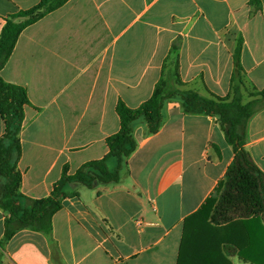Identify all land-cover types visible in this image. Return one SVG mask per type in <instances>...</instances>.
<instances>
[{"label": "crops", "instance_id": "obj_1", "mask_svg": "<svg viewBox=\"0 0 264 264\" xmlns=\"http://www.w3.org/2000/svg\"><path fill=\"white\" fill-rule=\"evenodd\" d=\"M39 2L0 0V39L11 15ZM239 41L245 83L262 91L264 0H69L28 26L0 72L32 103L20 133L22 195L46 198L66 166L73 175L104 158L121 127L118 102L138 108L172 70L182 89L231 94ZM162 114L153 135L135 122L138 146L120 183L65 186L51 238L22 229L3 243L0 209V264H256L240 253L264 245V225L217 226L210 209L199 214L235 158L219 122L185 113L179 99ZM4 132L0 114V139ZM245 148L264 170V108L249 121Z\"/></svg>", "mask_w": 264, "mask_h": 264}, {"label": "trees", "instance_id": "obj_2", "mask_svg": "<svg viewBox=\"0 0 264 264\" xmlns=\"http://www.w3.org/2000/svg\"><path fill=\"white\" fill-rule=\"evenodd\" d=\"M68 1L40 0L35 7L21 10L7 19L0 39V72L10 59L21 33ZM241 51L242 41H239L234 54L233 92L226 97L203 96L192 90L182 89L184 84L175 70L174 74L163 75L153 95L138 108H129L120 100L116 111L121 127L116 134L107 138L108 154L100 160L83 164L73 175L69 174L66 166L51 195L42 199L25 198L20 192V133L25 120V108L32 106V103L24 87L6 82L0 75V114L5 123V132L0 139V209L8 215L3 243L22 229L38 231L51 238L52 218L61 210L63 200L70 195L64 191L67 184L79 182L92 187L97 184L120 183L122 170L127 168L128 159L138 146L134 137L135 122L143 118L147 123L148 133L156 134L163 124L162 111L165 103L174 99L180 100L185 113L215 117L235 151L223 188L199 214H207L209 208L210 221L217 226L248 219L257 220L264 225V170L256 165L245 148L249 121L264 108V90L257 92V99L243 103L240 87L235 86L236 76L241 78L240 84H244ZM111 158L117 159L118 166L115 170L109 169L108 161ZM240 255L246 262L264 264V245L259 250L245 251Z\"/></svg>", "mask_w": 264, "mask_h": 264}, {"label": "rangeland", "instance_id": "obj_3", "mask_svg": "<svg viewBox=\"0 0 264 264\" xmlns=\"http://www.w3.org/2000/svg\"><path fill=\"white\" fill-rule=\"evenodd\" d=\"M21 20H25V19L21 18ZM174 72H175V70H172L171 73H168V75L174 74ZM240 79L241 78L239 76H236L235 86L240 87V93L242 94L243 103H248L252 100L257 99L258 98V96H257L258 91L256 89L248 87L245 83L244 77H242V79L244 80V84L243 85L240 84ZM233 95H234V93L232 94V96ZM246 134H247V131H246ZM207 210L209 211V208Z\"/></svg>", "mask_w": 264, "mask_h": 264}]
</instances>
